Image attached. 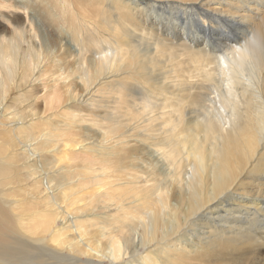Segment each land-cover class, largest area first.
Segmentation results:
<instances>
[{
	"label": "bare ground",
	"instance_id": "1",
	"mask_svg": "<svg viewBox=\"0 0 264 264\" xmlns=\"http://www.w3.org/2000/svg\"><path fill=\"white\" fill-rule=\"evenodd\" d=\"M0 26V264H260L264 0H0Z\"/></svg>",
	"mask_w": 264,
	"mask_h": 264
},
{
	"label": "rangeland",
	"instance_id": "2",
	"mask_svg": "<svg viewBox=\"0 0 264 264\" xmlns=\"http://www.w3.org/2000/svg\"><path fill=\"white\" fill-rule=\"evenodd\" d=\"M144 1H147V3H150V4L153 3V0H144ZM44 19H45L44 16L40 15V17L35 20V25L36 24L39 25V31H40L41 37H42L43 41L45 42V44L48 45L49 47H52L56 43L57 35L53 31H51V29L47 26V24H49V21H46V19L44 21ZM45 23H47V24H45ZM3 28H4L3 26H0V32H3ZM182 58L183 57H180V59H182ZM163 68L167 69V70H171L170 63L166 61L164 63ZM163 68H160V69H163ZM47 114L44 116H48ZM258 244H260L261 246H264V240H262L261 243H258ZM241 258H246L248 260H255L254 255L244 256V254H242V253L239 254L236 259H241ZM259 259L260 260L258 262H260V264H264V250L261 251V255H260Z\"/></svg>",
	"mask_w": 264,
	"mask_h": 264
}]
</instances>
